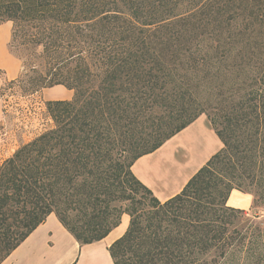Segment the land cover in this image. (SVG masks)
<instances>
[{"label":"trees","instance_id":"1","mask_svg":"<svg viewBox=\"0 0 264 264\" xmlns=\"http://www.w3.org/2000/svg\"><path fill=\"white\" fill-rule=\"evenodd\" d=\"M5 22L7 83L74 94L0 167V264L51 214L80 245L127 214L114 264H264V0H0ZM202 115L223 147L161 202L132 167Z\"/></svg>","mask_w":264,"mask_h":264},{"label":"crops","instance_id":"2","mask_svg":"<svg viewBox=\"0 0 264 264\" xmlns=\"http://www.w3.org/2000/svg\"><path fill=\"white\" fill-rule=\"evenodd\" d=\"M12 28L11 22L0 24V69L6 71L10 79H15L21 72L22 64L20 66L8 49ZM59 89L58 95L52 100H71L72 91ZM47 92L44 94L46 99ZM4 120L5 104L0 95V167L17 150L1 142ZM222 147L213 126L202 115L157 151L138 159L132 172L159 201L165 202L178 195ZM228 205L249 210L253 205V196L234 190ZM128 225L129 220L124 217L121 225L104 240L80 245L56 215L51 214L2 264H92L97 256L105 258L107 264H114L108 248L126 232Z\"/></svg>","mask_w":264,"mask_h":264},{"label":"rangeland","instance_id":"3","mask_svg":"<svg viewBox=\"0 0 264 264\" xmlns=\"http://www.w3.org/2000/svg\"><path fill=\"white\" fill-rule=\"evenodd\" d=\"M8 49L10 52V44ZM12 56L14 55L12 54ZM17 60L21 66L22 62L18 58ZM0 71L5 73L3 75H0V92L3 93L2 98L5 104V120L1 125V142H3L6 147H14L18 149L23 144L32 141L39 135L52 129L53 121L47 112L46 102L55 100H52L51 98H55V96L58 95L60 90L59 88H64V90L67 89L65 87H53L30 95L22 92L17 86H10L7 82L14 79H10L6 71L2 69H0ZM45 91H48L46 94V96L48 97L47 99L44 96ZM209 122L211 123L210 120ZM250 209L247 211H251ZM255 212L257 216L261 214L260 210H257ZM252 213L254 212L249 213V215L254 216V214L252 215ZM124 217H127L130 221V217L127 214H124L122 216L121 223ZM96 258L94 259L95 261Z\"/></svg>","mask_w":264,"mask_h":264},{"label":"bare ground","instance_id":"4","mask_svg":"<svg viewBox=\"0 0 264 264\" xmlns=\"http://www.w3.org/2000/svg\"><path fill=\"white\" fill-rule=\"evenodd\" d=\"M97 257H99V258H96V261H95V263H92V264H107L106 262V259L105 258H103L102 256H97Z\"/></svg>","mask_w":264,"mask_h":264}]
</instances>
